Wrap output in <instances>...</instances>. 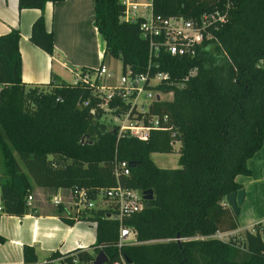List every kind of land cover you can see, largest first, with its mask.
Wrapping results in <instances>:
<instances>
[{
	"label": "trees",
	"instance_id": "obj_1",
	"mask_svg": "<svg viewBox=\"0 0 264 264\" xmlns=\"http://www.w3.org/2000/svg\"><path fill=\"white\" fill-rule=\"evenodd\" d=\"M48 1L59 0H18V6L43 10ZM152 5L164 16L195 20L218 10L225 19L207 27L208 36L204 33L195 54L160 50L150 57L139 20L121 19L120 0H94V24L105 40L101 64L113 57L120 59L122 72H145L149 66L182 83L156 85L172 89L173 95L152 100L144 120L149 114H167V127L152 129L145 140L118 135L117 127L108 124L95 90L97 77L94 83L48 89L24 82L20 32L12 28L0 34V200L5 213L28 212L26 199L35 186L83 187L95 198L101 188L117 183L116 160L130 166L121 183L153 193L122 221L109 216L115 210L109 202L89 209L84 218L96 223L90 249L56 250L40 262L34 247L25 244L26 264H93L100 249L109 257L104 264H264V233L258 228L229 241L193 237L237 228L226 194L243 189L236 175L251 173L247 161L264 144V67L259 65L264 59V0H152ZM29 39L55 52L43 13L32 22ZM109 105L117 106L113 112L129 107L117 96ZM175 142L179 166L157 165L151 153L173 151ZM121 223L135 232L137 242L117 244Z\"/></svg>",
	"mask_w": 264,
	"mask_h": 264
},
{
	"label": "crops",
	"instance_id": "obj_2",
	"mask_svg": "<svg viewBox=\"0 0 264 264\" xmlns=\"http://www.w3.org/2000/svg\"><path fill=\"white\" fill-rule=\"evenodd\" d=\"M41 13L47 29L53 32V54L29 39L31 24ZM12 28L20 32L21 73L26 83H72L82 67L95 69L102 63L105 40L94 24V0L48 1L43 10L19 8L18 0H0V34ZM73 75V81L68 80ZM262 147L248 159L251 173L244 176L258 172L253 165L255 162L264 167L260 155ZM239 175H236V180L243 185L244 197L238 207L236 230L258 228L264 233V187L258 191L248 190ZM32 194L28 212L0 215V264H26L22 256L25 244L34 247L40 262L46 261L56 250L67 252L77 247H92L96 239V223L84 218L89 209L81 210L78 215L74 206L52 201L55 196H60L68 202L71 196L69 188L35 186ZM96 204L100 205V202L96 201ZM242 205L246 206L244 211Z\"/></svg>",
	"mask_w": 264,
	"mask_h": 264
},
{
	"label": "built area",
	"instance_id": "obj_3",
	"mask_svg": "<svg viewBox=\"0 0 264 264\" xmlns=\"http://www.w3.org/2000/svg\"><path fill=\"white\" fill-rule=\"evenodd\" d=\"M123 5V13L121 19L125 21L139 20V28L141 36L148 40L149 55L152 57L158 51H167L172 55L195 54L196 45L200 44L204 38V33L207 27L212 24L221 23L225 19V13H220L218 10L212 12H204L197 19L185 18L182 15L164 16L160 13H155L153 10L152 0H120ZM208 33V32H207ZM206 33V36L208 34ZM112 76V72L108 71L106 64H100L93 71L91 76L89 71L78 72L75 82H90L95 84V90L100 97L99 104L104 111H111L115 117L114 124L117 127L118 135L129 134L139 139L145 140L148 138L152 129H163L167 127V114L156 115L149 114L147 121L144 120L145 114L149 109L152 100L160 98H170L173 95L172 89L156 88L157 84L168 85L173 83L181 86L182 83L174 82L170 78L167 71L157 70L151 72L148 69L145 72L133 73L129 68L122 72L117 81L105 84L102 83V75ZM145 97L139 101L141 93ZM152 92V93H150ZM119 97L122 101L129 104L128 109L113 112L117 108H111L109 101L113 97ZM159 98V99H160ZM83 105H87L88 101L84 100ZM93 111V109H91ZM140 111V114L138 113ZM130 174V166L126 160H116L115 176L117 183L110 187L101 188L97 197H90L88 191L81 187L70 189L71 196L68 202L64 201L60 196L53 198V203H67L75 207V212L80 213L83 209H91L93 207L105 206L96 205L97 202L107 201L111 203L113 210L109 216L122 221L124 216H128L133 212L139 211L143 205L142 192L134 187L121 183L122 176ZM33 199V194L27 196L26 204L30 205ZM98 199H100L98 201ZM107 204V203H106ZM5 213L0 200V215ZM234 230L217 229L210 235H195L194 238L216 237L221 240L229 241ZM191 237H174L172 239H189ZM171 240V239H165ZM135 232L129 227L121 223L119 229L118 245L123 243H135ZM116 264H121L116 262Z\"/></svg>",
	"mask_w": 264,
	"mask_h": 264
},
{
	"label": "rangeland",
	"instance_id": "obj_4",
	"mask_svg": "<svg viewBox=\"0 0 264 264\" xmlns=\"http://www.w3.org/2000/svg\"><path fill=\"white\" fill-rule=\"evenodd\" d=\"M106 66H107V69L108 71H111L112 72V76L111 77H108L105 73L102 75V80L101 82L102 83H105V84H110V83H113L115 81H117V79L121 76L122 74V63L120 61V59H116V58H113V57H110L108 58L106 61ZM259 65L264 67V59H260L259 61ZM82 71L81 69L78 71L80 72ZM90 75L92 76L93 73L90 72ZM73 76H70L68 78V80L70 81H73ZM74 82H75V79H74ZM72 82V83H74ZM44 86V89H48L49 87L51 88L52 86L56 85V84H51V85H45V84H42ZM152 93V92H150ZM145 95L144 93L142 92L141 95H140V98H139V101H141L142 98H144ZM104 116L106 117V121L108 122V124H112L113 121H115V117L113 116L112 112L111 111H104ZM178 142H175L173 145H174V149L173 151H170V152H152L151 153V158L154 160V162L159 165V166H163V167H177L179 166L178 164V156H179V152H178ZM262 150L260 151V155H261V158H263V161H264V144L262 145ZM254 167L255 168V171L257 173H255L253 176H244L243 174L239 175V179H242L247 187L248 190H250V188L252 189V191H258V189H260L261 187H264V167L262 164H258V163H253ZM261 176V177H259ZM259 177V178H258ZM100 199H98L99 201ZM103 202H100V205L102 204H106L107 201H104L102 200ZM97 205V204H96ZM245 207L246 206H243L242 205V210L244 211L245 210ZM235 217L237 218L238 217V214H235ZM254 230V229H252ZM235 229V233L232 234V236L230 237V239H235L237 237V235H241L242 231H237ZM263 233V232H262Z\"/></svg>",
	"mask_w": 264,
	"mask_h": 264
},
{
	"label": "water",
	"instance_id": "obj_5",
	"mask_svg": "<svg viewBox=\"0 0 264 264\" xmlns=\"http://www.w3.org/2000/svg\"><path fill=\"white\" fill-rule=\"evenodd\" d=\"M156 98L159 99V95H157ZM142 194L145 199H149L153 195L152 190L150 188L143 190ZM243 197L244 189L242 188L237 191H231L226 194V200L235 214L238 213V207L242 203ZM108 260L109 257L106 255L104 250L100 249L96 252L94 256L93 264H104L107 263Z\"/></svg>",
	"mask_w": 264,
	"mask_h": 264
}]
</instances>
